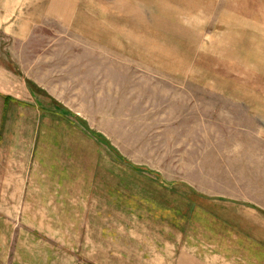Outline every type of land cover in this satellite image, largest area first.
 <instances>
[{
	"label": "rangeland",
	"instance_id": "374dc122",
	"mask_svg": "<svg viewBox=\"0 0 264 264\" xmlns=\"http://www.w3.org/2000/svg\"><path fill=\"white\" fill-rule=\"evenodd\" d=\"M7 14L28 34L0 30V60L36 94L73 99L114 156L213 210L264 207V0H0ZM27 232L0 228V264L46 253L38 238L52 240ZM57 248L58 264H93Z\"/></svg>",
	"mask_w": 264,
	"mask_h": 264
},
{
	"label": "crops",
	"instance_id": "0c3cea01",
	"mask_svg": "<svg viewBox=\"0 0 264 264\" xmlns=\"http://www.w3.org/2000/svg\"><path fill=\"white\" fill-rule=\"evenodd\" d=\"M0 30L28 34L10 14ZM26 80L0 60V215H11L0 228L34 231L29 243L52 240L38 238L46 253L31 251L25 264L69 261L61 246L80 247L78 259L93 264H264V207L213 210L190 188L137 172L73 117H88L73 99L38 85L70 111L62 110Z\"/></svg>",
	"mask_w": 264,
	"mask_h": 264
}]
</instances>
